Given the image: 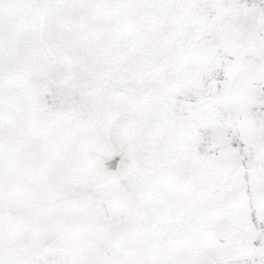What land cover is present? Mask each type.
Segmentation results:
<instances>
[{
	"label": "snow or ice",
	"instance_id": "6c2138e0",
	"mask_svg": "<svg viewBox=\"0 0 264 264\" xmlns=\"http://www.w3.org/2000/svg\"><path fill=\"white\" fill-rule=\"evenodd\" d=\"M0 264H264V0H0Z\"/></svg>",
	"mask_w": 264,
	"mask_h": 264
}]
</instances>
